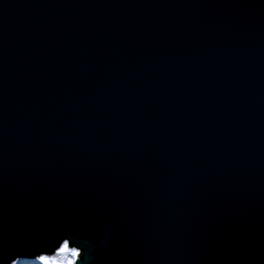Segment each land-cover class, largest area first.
Wrapping results in <instances>:
<instances>
[{
    "label": "water",
    "instance_id": "water-1",
    "mask_svg": "<svg viewBox=\"0 0 264 264\" xmlns=\"http://www.w3.org/2000/svg\"><path fill=\"white\" fill-rule=\"evenodd\" d=\"M264 264V0H0V264Z\"/></svg>",
    "mask_w": 264,
    "mask_h": 264
},
{
    "label": "snow or ice",
    "instance_id": "snow-or-ice-1",
    "mask_svg": "<svg viewBox=\"0 0 264 264\" xmlns=\"http://www.w3.org/2000/svg\"><path fill=\"white\" fill-rule=\"evenodd\" d=\"M68 250H69V242L64 241L57 249L55 257H50L47 255H39L37 257V260L39 261V264H74V260L79 255V252L76 249H73L71 252L73 260L65 261L64 257L65 254L68 253Z\"/></svg>",
    "mask_w": 264,
    "mask_h": 264
},
{
    "label": "rangeland",
    "instance_id": "rangeland-1",
    "mask_svg": "<svg viewBox=\"0 0 264 264\" xmlns=\"http://www.w3.org/2000/svg\"><path fill=\"white\" fill-rule=\"evenodd\" d=\"M72 250H73V248L69 247L68 253L65 254L64 260L65 259H67L66 261L73 260V257L71 255ZM55 256H56V254H54L53 256H50V257H55ZM12 264H39V261L37 260V258H34V259H22V260H17V261H15Z\"/></svg>",
    "mask_w": 264,
    "mask_h": 264
},
{
    "label": "trees",
    "instance_id": "trees-1",
    "mask_svg": "<svg viewBox=\"0 0 264 264\" xmlns=\"http://www.w3.org/2000/svg\"><path fill=\"white\" fill-rule=\"evenodd\" d=\"M56 254V253H55ZM67 259H65V261H66Z\"/></svg>",
    "mask_w": 264,
    "mask_h": 264
},
{
    "label": "bare ground",
    "instance_id": "bare-ground-1",
    "mask_svg": "<svg viewBox=\"0 0 264 264\" xmlns=\"http://www.w3.org/2000/svg\"><path fill=\"white\" fill-rule=\"evenodd\" d=\"M17 261V260H16ZM14 263V262H13Z\"/></svg>",
    "mask_w": 264,
    "mask_h": 264
}]
</instances>
